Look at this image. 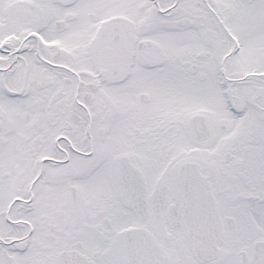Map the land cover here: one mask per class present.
Instances as JSON below:
<instances>
[{
	"label": "snow or ice",
	"instance_id": "6c2138e0",
	"mask_svg": "<svg viewBox=\"0 0 264 264\" xmlns=\"http://www.w3.org/2000/svg\"><path fill=\"white\" fill-rule=\"evenodd\" d=\"M0 264H264V0H0Z\"/></svg>",
	"mask_w": 264,
	"mask_h": 264
}]
</instances>
